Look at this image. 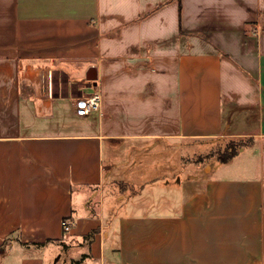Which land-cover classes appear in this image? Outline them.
I'll list each match as a JSON object with an SVG mask.
<instances>
[{
  "label": "crops",
  "instance_id": "0c3cea01",
  "mask_svg": "<svg viewBox=\"0 0 264 264\" xmlns=\"http://www.w3.org/2000/svg\"><path fill=\"white\" fill-rule=\"evenodd\" d=\"M224 137L249 142L180 153ZM49 243L80 264H264V0H0V264H47Z\"/></svg>",
  "mask_w": 264,
  "mask_h": 264
},
{
  "label": "rangeland",
  "instance_id": "374dc122",
  "mask_svg": "<svg viewBox=\"0 0 264 264\" xmlns=\"http://www.w3.org/2000/svg\"><path fill=\"white\" fill-rule=\"evenodd\" d=\"M52 77H53V85H55L56 83H59V81H65V75L62 74H57L55 72L52 73ZM68 80V83H71V81H78V82H83V83H92L94 82V80H88L86 78V74L83 75H76V76H72L70 74ZM49 84V83H48ZM73 88L74 90H78L79 85L78 84H73ZM57 89L55 90V87L53 89V92L56 93ZM93 93V92H92ZM249 142V140L247 138H239V137H224L221 138L220 140L217 141H212L210 142V147L207 149V144H204L202 142H197L195 144H189V143H185L183 144V146L181 147V155H184L187 158H194V157H200L203 154H215L217 155V157L220 159V157H224L227 156L231 153H233L235 150L239 149L242 145H246ZM207 149V150H206ZM251 152V149H248L247 151H245L244 153L240 154L238 156V158L236 159L237 162L238 161H242V162H257L259 159L257 157H254L253 159V155ZM223 172H226V169L222 170ZM233 172H235L234 170H232ZM72 218V217H70ZM66 238L68 239L70 237V230L69 231H64ZM49 249H51V252H47L45 253V260L47 262V264H53V262L55 261L56 264H68L67 262V257L68 255L70 256V254H75L77 255L78 253V248L73 247L71 250H67V248L64 247V244L62 243H49ZM45 251V250H44ZM68 251V252H67ZM46 252V251H45ZM76 257H79L80 259V255L78 254ZM71 264V263H69Z\"/></svg>",
  "mask_w": 264,
  "mask_h": 264
},
{
  "label": "built area",
  "instance_id": "2783aa9c",
  "mask_svg": "<svg viewBox=\"0 0 264 264\" xmlns=\"http://www.w3.org/2000/svg\"><path fill=\"white\" fill-rule=\"evenodd\" d=\"M258 35V30L255 31ZM49 91H52V72L48 74ZM102 97L99 91H95L87 96H80L77 100V113L87 114L92 110H98L101 108ZM76 221L74 218L66 217L62 221L64 231H69L75 225Z\"/></svg>",
  "mask_w": 264,
  "mask_h": 264
},
{
  "label": "water",
  "instance_id": "95a60500",
  "mask_svg": "<svg viewBox=\"0 0 264 264\" xmlns=\"http://www.w3.org/2000/svg\"><path fill=\"white\" fill-rule=\"evenodd\" d=\"M98 67L97 66H89V68L86 71V78L88 80H96L98 79Z\"/></svg>",
  "mask_w": 264,
  "mask_h": 264
},
{
  "label": "trees",
  "instance_id": "16d2710c",
  "mask_svg": "<svg viewBox=\"0 0 264 264\" xmlns=\"http://www.w3.org/2000/svg\"><path fill=\"white\" fill-rule=\"evenodd\" d=\"M244 145H242L241 147H243ZM240 147V148H241ZM239 148V149H240ZM239 149H237V150H235L233 153H231V154H229V155H227V156H224V157H220V160H222V161H227V160H229V159H231L238 151H239ZM83 258H84V256H82L80 259H78V260H73L72 261V264H80L81 263V261L83 260Z\"/></svg>",
  "mask_w": 264,
  "mask_h": 264
}]
</instances>
